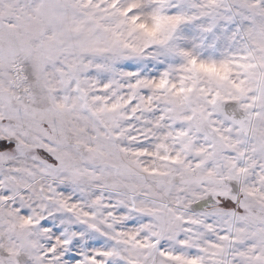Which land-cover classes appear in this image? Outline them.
Wrapping results in <instances>:
<instances>
[{
  "label": "snow or ice",
  "instance_id": "1",
  "mask_svg": "<svg viewBox=\"0 0 264 264\" xmlns=\"http://www.w3.org/2000/svg\"><path fill=\"white\" fill-rule=\"evenodd\" d=\"M0 264H264V0H0Z\"/></svg>",
  "mask_w": 264,
  "mask_h": 264
}]
</instances>
